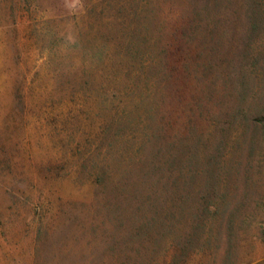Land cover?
<instances>
[{
  "label": "rangeland",
  "instance_id": "obj_1",
  "mask_svg": "<svg viewBox=\"0 0 264 264\" xmlns=\"http://www.w3.org/2000/svg\"><path fill=\"white\" fill-rule=\"evenodd\" d=\"M0 264H264V0H0Z\"/></svg>",
  "mask_w": 264,
  "mask_h": 264
}]
</instances>
